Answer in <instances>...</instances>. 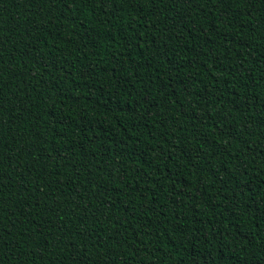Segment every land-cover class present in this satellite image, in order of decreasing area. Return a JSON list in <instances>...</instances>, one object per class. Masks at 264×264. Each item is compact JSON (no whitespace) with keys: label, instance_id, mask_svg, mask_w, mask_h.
Here are the masks:
<instances>
[{"label":"trees","instance_id":"1","mask_svg":"<svg viewBox=\"0 0 264 264\" xmlns=\"http://www.w3.org/2000/svg\"><path fill=\"white\" fill-rule=\"evenodd\" d=\"M0 264H264V0H0Z\"/></svg>","mask_w":264,"mask_h":264}]
</instances>
